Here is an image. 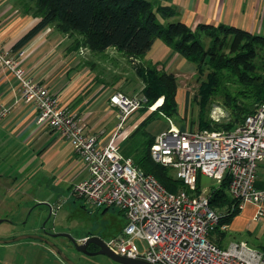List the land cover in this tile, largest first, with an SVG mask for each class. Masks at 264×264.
<instances>
[{"label": "built area", "instance_id": "2783aa9c", "mask_svg": "<svg viewBox=\"0 0 264 264\" xmlns=\"http://www.w3.org/2000/svg\"><path fill=\"white\" fill-rule=\"evenodd\" d=\"M24 56V50L13 53L0 39V67L16 78L19 99L35 107L36 122L47 124L68 141L86 167L87 175L73 185L72 192L93 208L123 213L122 230L105 241L110 250L152 264H264V249L244 241L222 247L210 239L212 231L217 227L225 231L228 224H220L225 213L211 208L210 195L197 191L200 176L216 182L228 177L227 192L237 207L250 203L255 206L254 220L264 216V189L256 186L257 169L264 160V102L230 131L171 125L156 134L151 158L169 168L185 187L173 192L122 155L116 141L128 117L145 103L141 91L116 90L110 95L117 122L108 141L101 144L99 133L87 130L78 110L63 104L58 93L21 65ZM7 111L0 105V121ZM51 211H55L52 205Z\"/></svg>", "mask_w": 264, "mask_h": 264}, {"label": "trees", "instance_id": "16d2710c", "mask_svg": "<svg viewBox=\"0 0 264 264\" xmlns=\"http://www.w3.org/2000/svg\"><path fill=\"white\" fill-rule=\"evenodd\" d=\"M27 12L39 17L36 25L16 43L18 48L47 25H53L68 36L78 35L74 46L82 45L92 52L115 47L133 62V69L142 81L141 93L146 101L141 107L154 108L164 116L177 114L175 73L157 63L143 62L156 38H161L185 60L196 64L205 78L201 80L193 100L198 105L200 129L232 128L240 123L256 105L264 102V36L236 27L198 24L194 29L180 20L165 21L176 15L169 5L150 0H24ZM205 38L207 41H205ZM217 101L228 111V120L218 122L208 112ZM146 108V109H145ZM152 112V111H151ZM143 119L120 147L142 171L153 174L169 191L185 188L172 171L155 162L150 145L155 135L144 130ZM180 129H185L180 126ZM230 131V130H229ZM228 177L222 179L210 195V206L225 213L220 224H230L241 209L228 192ZM197 191H200L199 181ZM221 235L224 231H220Z\"/></svg>", "mask_w": 264, "mask_h": 264}, {"label": "crops", "instance_id": "0c3cea01", "mask_svg": "<svg viewBox=\"0 0 264 264\" xmlns=\"http://www.w3.org/2000/svg\"><path fill=\"white\" fill-rule=\"evenodd\" d=\"M150 1L169 5L176 10V15L165 21L180 20L192 29L198 24L226 25L264 36L263 0ZM24 3V0H0V39L3 47L13 53L24 50L25 56L21 65L30 71L35 80L58 93L63 104L78 110L87 123V130L99 133L100 143H106L114 129V126H110L105 130L108 123L106 118L115 115L109 97L118 89L98 79L97 75L92 76L90 71L95 70L91 68L90 62L89 65L73 64L69 67L68 64L74 60L70 57L72 53L67 50L61 53L59 50V44L68 35L53 25L45 26L16 48L19 39L39 21L38 16L25 10ZM110 51L125 55L115 47H108L102 52L107 54ZM127 60L133 65L132 61L128 58ZM144 60L157 63L173 73L182 70L185 65V58L161 38L153 41L144 55ZM0 105L8 109L0 121V219L12 224L9 216L15 215L18 218L25 209L26 212L29 211L31 200L46 204L51 211L50 203H44L41 198L35 200L32 180L40 166L48 173V178L55 186L67 182L72 186L84 178L87 171L82 159L68 141L56 136L47 124L36 122L35 107L19 99L16 78L1 67ZM140 119L138 116L130 123L129 128L125 129V126L124 135L128 137L141 122ZM203 179L209 178L199 177L201 183ZM256 186L264 189V160L257 169ZM254 213L255 206L245 204L231 220L229 227L247 229L248 232L258 229L259 236L264 237V216L256 221ZM254 247L264 249V239Z\"/></svg>", "mask_w": 264, "mask_h": 264}, {"label": "rangeland", "instance_id": "374dc122", "mask_svg": "<svg viewBox=\"0 0 264 264\" xmlns=\"http://www.w3.org/2000/svg\"><path fill=\"white\" fill-rule=\"evenodd\" d=\"M78 37V35L67 36L66 40H63L59 44L61 53L66 50L72 53L70 57L74 58V60L68 64L69 67L73 64L86 63L89 65L88 63L90 62L92 63L91 68L95 70L90 71L92 76L97 75L96 77L98 79L106 82L110 86L116 87V89L126 94L140 93L142 81L135 73L133 65L127 60L125 55L122 56L113 51L107 52V54H103V52H91L82 45H79L75 50L72 47L74 46L75 38L78 39ZM142 60L145 62L144 58ZM198 68L196 64L185 60L183 69L175 71L178 80L176 91L177 114L172 113L169 116L159 114L154 109L158 105L156 103L145 111L142 108L135 110L125 121V129L129 128L131 126L130 123L140 116L141 119L139 122L144 118H148L149 122L144 126V130L150 134H158L171 125L177 127L184 126L191 130H204L200 129L197 124L198 105L193 100V96L198 90L201 80L205 78L206 72L200 73ZM208 115L213 120L218 118V122H226L228 120V111L217 101L213 102V106L208 112ZM106 119L108 123L105 125V130H108L107 127H113L117 122L115 115L108 116ZM239 123L240 121L236 122L232 128L225 129L222 127L216 131L233 130ZM117 142H119L121 148L126 146L127 136L124 135V130L117 137ZM37 161V163H40L39 160ZM42 168L40 166L37 169L32 184L36 196L35 200L41 198L44 203H50L53 209H55L47 223L48 227L53 226L68 232L76 240L84 239L88 234H94L106 241L122 230L125 225V217L122 212L115 208H93L84 198L72 192L73 185L71 186L70 182L55 186L54 182H51L48 178V173L44 172ZM219 184L220 182L212 179H203L202 183L199 181L200 189L209 195L219 187ZM29 204L31 209L29 211L27 210V212L26 209L22 211L18 218H15V215L9 216L12 224L6 221L0 224V238H9L25 233L40 234L41 221L49 213L48 206L46 204H38L34 200H31ZM56 205L58 208H56ZM210 239L216 241L222 247L241 240L246 241L250 246L254 247L264 237L259 236L258 229H251V232H248L247 229H239L235 226L229 227L228 225L222 235L218 231H212ZM136 243L138 247H141L138 241ZM64 252L79 264H121L100 254L80 257L79 253L68 242L64 247ZM0 264L67 263L45 247L42 241L23 238L11 243L0 244Z\"/></svg>", "mask_w": 264, "mask_h": 264}, {"label": "water", "instance_id": "95a60500", "mask_svg": "<svg viewBox=\"0 0 264 264\" xmlns=\"http://www.w3.org/2000/svg\"><path fill=\"white\" fill-rule=\"evenodd\" d=\"M50 212L51 211H49V213ZM0 222H2L1 219H0ZM23 238L42 239L44 242L51 245V247L59 255V257L62 261H64L67 264H79L76 261H74L73 259H71L65 252H63L55 243H53L52 241H50L49 239H47L46 237H44L40 234H29V233L26 234L25 233V234H19V235L9 237V238H0V244L11 243V242L23 239ZM71 240H72L75 248L78 251L84 252V253L89 254V255H98V254L104 255V256H107L116 262L121 263V264H152V263H150L144 259L130 258V257H126L123 255H119V254L114 253L112 250H110L106 246L105 242L98 236H90L89 238H87L82 243H78V241L75 240L73 237H71ZM90 242H93L98 246V249L96 251L90 252L86 249V246Z\"/></svg>", "mask_w": 264, "mask_h": 264}, {"label": "flooded vegetation", "instance_id": "af4514ba", "mask_svg": "<svg viewBox=\"0 0 264 264\" xmlns=\"http://www.w3.org/2000/svg\"><path fill=\"white\" fill-rule=\"evenodd\" d=\"M52 215V211L50 213H48V216H45L43 218V220L41 221V224H40V229H41V232H40V235L46 237L47 239H49L50 241H52L53 243H55L63 252H64V247L66 245V243H70V245H72L73 249L79 253L80 257L81 256H88L89 254H86L84 252H81V251H78L72 240H71V234H69L68 232H65V231H62L60 229H57L53 226L51 227H48L47 226V223L48 221L50 220V217ZM71 237H70V236ZM90 236H96L94 234H88L84 239H81V240H78V243H82L83 241H85L87 238H89ZM99 237V236H98ZM74 238V237H73ZM75 239V238H74ZM102 239V238H101ZM39 241H42L44 243V246L47 247L48 249H50L52 252H54L58 257L59 255L55 252V250L51 247V245H49L48 243L44 242L42 239H37ZM76 240V239H75ZM103 240V239H102ZM104 241V240H103ZM105 242V241H104ZM86 249L88 251H96L98 249V246L93 243V242H90L87 246H86ZM60 258V257H59Z\"/></svg>", "mask_w": 264, "mask_h": 264}]
</instances>
